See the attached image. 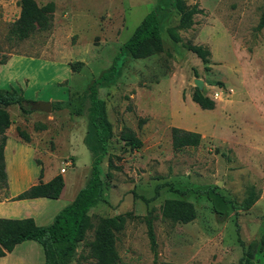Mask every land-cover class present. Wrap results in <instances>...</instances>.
<instances>
[{
  "label": "rangeland",
  "instance_id": "obj_1",
  "mask_svg": "<svg viewBox=\"0 0 264 264\" xmlns=\"http://www.w3.org/2000/svg\"><path fill=\"white\" fill-rule=\"evenodd\" d=\"M34 1L39 6L53 3L52 26L15 41L7 31L18 16L19 0H0V57L34 58L12 63L16 71L4 74L0 89H18L25 101L54 99L69 106L21 119L10 109L14 131H24L31 142L17 149L9 145V174L16 177L21 163L29 172L43 167L44 178L53 171L60 175L63 168L65 177L84 185L91 159L99 153L88 122L86 90L108 71L141 19L155 11L162 52L145 59L119 56L114 75L96 86L112 137L99 166L104 202L89 210L92 229L85 241L92 239L99 218L129 212L135 218L126 219L115 234L118 264H239L240 244L252 241L257 243L254 264H264V27L257 29L264 0H184L201 12L192 17L189 29H174L176 42L169 30L179 15L171 0ZM186 44L207 48L208 62L202 64ZM74 62L80 65L71 72L67 64ZM194 79L202 82L200 92L213 101L212 110L191 101ZM140 119L146 121L137 128ZM122 127L140 140L138 150L119 140ZM171 127L200 134L199 145L172 151ZM69 159L72 166H65ZM5 188L0 180V199ZM250 188L257 199L244 211L240 204ZM166 199L190 202L194 220L162 219L159 208ZM145 217L153 227L155 257ZM11 253L0 264L42 262L33 241ZM69 264H94L83 243Z\"/></svg>",
  "mask_w": 264,
  "mask_h": 264
},
{
  "label": "trees",
  "instance_id": "obj_2",
  "mask_svg": "<svg viewBox=\"0 0 264 264\" xmlns=\"http://www.w3.org/2000/svg\"><path fill=\"white\" fill-rule=\"evenodd\" d=\"M173 7L178 12L177 25L169 30L173 41L174 29L187 30L193 24L192 17L199 14L201 10L193 5L187 7L184 0H171ZM54 5L48 2L44 5H37L34 0H19V13L17 18L9 25L7 37L15 41H23L37 32H48L52 26ZM264 27V12L261 14L257 29ZM185 49L194 54L202 64L208 62L209 51L201 45L186 44ZM163 50L160 39L159 23L155 11L147 13L134 28L128 39L119 47L118 54L113 58L108 71L98 79L91 82L87 88L86 97L88 101L87 111L88 122L93 131L94 138L99 146V153L92 157L89 171L84 185L77 191L73 200L62 207L46 226H36L31 218L6 219L0 218V258L10 253L13 248L25 241L37 243L41 249L42 262L40 264H69L79 243L87 248L88 257L93 259L94 264H118V256L115 250V234L123 229L126 219L135 218L129 212L117 214L112 217L99 218L92 233V239L85 241L86 233L92 229L89 210L94 208L103 199V182L100 176L99 166L103 156L107 153L108 141L112 137L111 125L105 114L104 102L99 98L97 88L100 83L108 80L114 75L115 61L119 56L127 54L132 59H145L161 53ZM7 58L0 57V64H4ZM79 62L68 63L71 72L77 70ZM191 101L201 110H212L213 101L204 96L194 88ZM25 100L20 92L10 88L0 89V180L5 181L3 169L2 151L4 147V130L9 126V117L6 108L10 105H17L23 114H29L21 103ZM68 101L52 102V111L68 108ZM145 119L137 122V128L145 123ZM16 134L23 141L28 142V135L16 128ZM170 146L172 151L179 152L187 148H196L200 143V134L171 127L169 130ZM119 140L123 141L131 150H138L141 146L140 140L128 128L122 127L118 134ZM92 152V151H88ZM107 166H110V159H107ZM42 168L39 169L38 182L27 190L17 195L13 200H27L36 198L56 199L63 186L62 177L58 174L48 182L40 181ZM157 195V188L154 196ZM257 199L253 188L248 190L247 196L240 204L242 210H248ZM144 201V200H143ZM162 219L171 223L186 224L194 220L195 209L193 205L185 200L166 199L159 208ZM146 225V236L150 250L155 257V237L151 221L144 218ZM260 246H264V236L261 237ZM242 247V254L239 264H254L253 256L257 243L249 242Z\"/></svg>",
  "mask_w": 264,
  "mask_h": 264
},
{
  "label": "crops",
  "instance_id": "obj_3",
  "mask_svg": "<svg viewBox=\"0 0 264 264\" xmlns=\"http://www.w3.org/2000/svg\"><path fill=\"white\" fill-rule=\"evenodd\" d=\"M22 58H27L30 61H34V58H30V57L10 55L4 64L2 65L0 64V73L2 72L0 74L1 76L0 79L5 78L4 76L5 73H7L10 76L12 71H16V70H13V67L10 65L12 63L14 64L18 63ZM8 86H11V85H8ZM16 90L20 92V90L18 89ZM47 101H49L50 103L51 101L57 102L54 99H47ZM10 109L12 111L13 116L15 115L14 111L17 110L18 117H20V119L25 117L23 113L18 111L19 109L17 105H10L6 108V112L8 114L10 123H9L8 128H6L3 133L5 141H4L2 156H3V169L5 173L6 188H5V196L2 199H0V218H6V219L31 218L36 226H46L51 222L54 215L62 207L69 204L73 200L75 194L81 188L82 185L78 181H76L74 177L73 178H71L70 176L65 177L66 171H63L62 173H60L59 172L60 168H59L58 172L60 173V176L62 177L63 186H62L59 196L56 199L36 198V199H27V200H19V201L13 200L17 195H19L23 191L27 190L30 186L38 182V175H39L40 168L38 166H34L32 169V172H29L28 169H26L25 166L22 165L21 163V168L19 169V172L16 175V177H12L9 174V171H8L9 155L7 151L9 145L15 144L16 147L15 146L14 147L17 149V146H19L20 143H25V141H23L21 138L18 137V135L16 134V130L14 131L13 129V126H12L13 117H11L12 115L9 112ZM29 137L30 136H28V138ZM30 142L28 141L25 144H29ZM69 160L70 161L68 162L72 166V159H69ZM43 174H44V169L42 167V175H41L40 181L42 183H46L51 178L56 176L57 172L53 171L51 175L46 178L43 177ZM74 181L76 182V184L74 183ZM67 186L69 189L68 193L64 194L65 192L64 190L65 188H67ZM62 199L64 201H61ZM10 255L9 253L6 254L4 257L0 258V261L5 260Z\"/></svg>",
  "mask_w": 264,
  "mask_h": 264
},
{
  "label": "water",
  "instance_id": "obj_4",
  "mask_svg": "<svg viewBox=\"0 0 264 264\" xmlns=\"http://www.w3.org/2000/svg\"><path fill=\"white\" fill-rule=\"evenodd\" d=\"M194 87L202 90V82L198 79L193 80ZM22 108L27 112H36L42 115L50 114L52 112L51 103L49 101H24L21 103Z\"/></svg>",
  "mask_w": 264,
  "mask_h": 264
},
{
  "label": "built area",
  "instance_id": "obj_5",
  "mask_svg": "<svg viewBox=\"0 0 264 264\" xmlns=\"http://www.w3.org/2000/svg\"><path fill=\"white\" fill-rule=\"evenodd\" d=\"M64 165H65V166H68V165H70V164H69V162H66V163H64ZM63 171H64V169H63V168H60L59 172L62 173Z\"/></svg>",
  "mask_w": 264,
  "mask_h": 264
}]
</instances>
